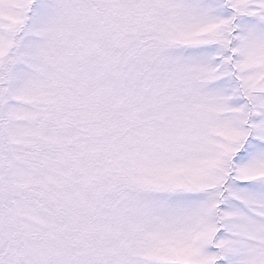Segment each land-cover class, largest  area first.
<instances>
[{
    "label": "snow or ice",
    "instance_id": "1",
    "mask_svg": "<svg viewBox=\"0 0 264 264\" xmlns=\"http://www.w3.org/2000/svg\"><path fill=\"white\" fill-rule=\"evenodd\" d=\"M0 264H264V0H0Z\"/></svg>",
    "mask_w": 264,
    "mask_h": 264
}]
</instances>
